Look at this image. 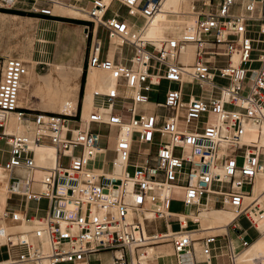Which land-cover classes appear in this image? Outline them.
<instances>
[{
  "label": "built area",
  "instance_id": "1",
  "mask_svg": "<svg viewBox=\"0 0 264 264\" xmlns=\"http://www.w3.org/2000/svg\"><path fill=\"white\" fill-rule=\"evenodd\" d=\"M73 1L90 4L86 70L108 73L113 85L94 92L85 115L77 103L60 113L28 111L18 106L24 63L0 57V141L9 155L0 164L7 174L0 264H88L101 252L112 254V264H211L221 257L236 264L249 246L238 220L259 235L264 220V190L254 193L264 177V145L260 136L243 140L248 125H264V0H192L187 14L165 13L186 21L177 36L157 41L145 28L164 0H116L111 16L112 0ZM38 12L51 16L49 8ZM189 46L187 62L181 55ZM186 84L200 93H186ZM124 88L133 93L120 94ZM11 113L22 133L6 132ZM38 147L54 149L53 165L37 163ZM98 158L110 172L95 167ZM11 197L19 210L9 208ZM41 200L45 214H30L29 204ZM174 202L189 211L171 212ZM216 208L234 215L221 234L200 221ZM10 223L29 229L11 232ZM161 246L171 253L149 254Z\"/></svg>",
  "mask_w": 264,
  "mask_h": 264
},
{
  "label": "crops",
  "instance_id": "2",
  "mask_svg": "<svg viewBox=\"0 0 264 264\" xmlns=\"http://www.w3.org/2000/svg\"><path fill=\"white\" fill-rule=\"evenodd\" d=\"M109 1L110 0H108V2ZM89 7L90 4L86 1L81 3H75L73 0H63V3L60 2L58 3V5L54 4V0H14L10 4V6H3L0 3V9L33 12L36 14L35 17H29V16H21L16 14L0 12V57L4 59L15 58L19 60H21V58L23 57L27 63L26 64L27 70L29 69L30 72L36 71L37 66H43L42 68H45L46 66L50 68L51 66V69L50 70L48 69L49 71L47 74L39 76L38 81L34 82V88L37 91L39 98L36 96H31L28 101H20V97L22 98V91L25 90L22 87L20 88L19 99H18L19 101L18 106L20 108L28 111L60 113V111L58 110L59 102L57 100L51 102L48 99L46 100V98L44 97L47 84L52 79L55 78V73L52 72V65L57 62H62L64 64L71 63V51H70L72 45L71 35L74 33V30L76 29H79V31H81L80 28H82V32H84V34L85 31H84V26L72 25L71 23L69 24L66 22L57 21L54 20L53 18L55 17L68 18V19L73 18V19H79L85 21V18H82L81 15H84V12ZM43 8L51 9V16H45L38 12L40 9ZM68 8H72V10L75 13H77L80 17H70L66 14H63L62 12ZM117 8H119L118 2L116 0H112L110 6V12L107 13V16H111L112 15L111 12L117 10ZM236 11H238V9H236ZM121 16L126 17V15L125 16L121 15ZM127 19L129 21H134L132 18H127ZM174 20L176 27H178L177 20L176 19ZM137 25L141 26L142 20H138ZM174 34H178V33L172 31L165 32V36H172ZM85 47H86V39H85ZM187 51L193 52V47L189 46L186 50L185 55L181 56V59H184L187 62H189L188 59L189 56L187 54ZM82 71L83 68L81 67L76 81L75 89L71 94V99L74 102V104L76 105L77 103L79 107H81L82 104L83 114L85 115L91 109L94 92L105 93L106 91H108V89L111 86H108L106 84V78L107 77H109L108 79L111 78L108 73L103 71L94 70V69H90L89 71H87L85 85L83 89V95H82V99H80L79 89H80V77ZM91 74L94 75V82L92 83L91 86L88 87V78ZM120 94L131 95L132 93L124 88L123 91H120ZM25 96H27V94ZM33 97L38 100V104L36 105L32 104L33 101L31 99ZM22 100L25 99L22 98ZM29 102L31 104L30 106L28 104ZM212 211L213 213H215V211L224 212L226 215L224 217L226 218H227V214H230L229 212L222 211L220 209H213L206 212L204 211L202 213V218L200 219L201 224L202 223L205 225L223 224L222 222L224 217H222L221 221H218L217 219L216 221L214 219L216 217L209 215L210 212ZM232 220L233 218L230 220V222ZM242 220L244 219L238 220L239 226L241 227L242 230H244L245 235L248 236L247 230L243 229L244 227L241 224ZM229 223L225 225L227 226ZM224 226H220L219 228H222ZM207 228L213 229L210 230L211 233L219 232V228L217 227H213V228L207 227ZM224 232L225 231L219 232V234ZM262 236L263 235L261 234V236H259L252 243L260 240ZM159 249H163V251L166 254L171 253L170 250L168 249V246L151 248L148 250V252L150 254H155L159 252ZM110 254L111 253L109 252H101L95 254L94 256H92V258L94 257L96 260L100 261L101 264H112V259L107 260L110 257ZM242 254L243 253H241L239 257ZM213 261H217L216 264H229L226 257L217 258L214 259ZM213 261L211 264H213ZM77 264H85V263H77ZM88 264H90V262Z\"/></svg>",
  "mask_w": 264,
  "mask_h": 264
},
{
  "label": "bare ground",
  "instance_id": "3",
  "mask_svg": "<svg viewBox=\"0 0 264 264\" xmlns=\"http://www.w3.org/2000/svg\"><path fill=\"white\" fill-rule=\"evenodd\" d=\"M192 0H164L161 6V11L160 13L156 14L154 18L152 19L151 23L147 25L145 28V36L146 37H154L156 39H165L167 36H165L166 31H172L179 33L180 27L183 26V23L186 21L185 18L178 17L176 20L178 22V27L175 25V20L170 19V17L165 13H178V14H187L189 13L190 6H191ZM63 14H66L70 17H80L77 13H75L72 8H68L62 12ZM176 18V17H174ZM178 35V34H174ZM173 36V35H172ZM80 37L75 35L74 33L71 35V41L72 45L70 48L71 51V63L73 62L74 59V50L75 46L78 41H80ZM78 47V46H77ZM190 50V49H189ZM76 52V51H75ZM67 53V52H66ZM186 51L181 55H185ZM187 54L189 56V62L191 61L193 52L187 51ZM71 63L64 64L62 62H57L54 63L52 66V72L55 73V78L52 79L46 86V91L44 93V97L46 100L48 99L49 101H54L57 100L59 102V108L58 110L60 112L63 111L64 106L70 105L75 106L74 102L71 99V94L75 89L76 81L78 78V74L81 68V65L77 66H72ZM71 64V65H70ZM24 68H25V75H27V67L24 63ZM23 77V79H24ZM109 77L106 78V84L108 86H112L113 82L111 79H108ZM22 79V81H23ZM94 82V75H90L88 78V87L92 85ZM42 83V82H41ZM129 92L133 93L132 90H129L125 88ZM19 102V101H18ZM9 115V123L6 129L7 133H22L23 129L21 125L18 124L16 121L15 115L13 113L8 114ZM3 117V113L0 112V120ZM247 133L243 137V140L245 142H251V141H256L258 137L260 136V143L264 145V125H262L260 128L248 125L246 127ZM260 133V135H259ZM36 150V161L38 164L42 166H47V165H52L54 163V149L51 147H38L35 149ZM258 183L254 189V193L257 194L261 191L264 190V177L258 178ZM5 182V177L3 174H1V169H0V190L2 189V184ZM3 191V190H2ZM1 192H0V197H1ZM6 200V199H5ZM6 203V202H5ZM6 208V204L0 207V215L2 213V210L4 212ZM206 212V211H205ZM210 216H214L215 220L217 219L218 221L222 220V217L226 216L224 212H216L213 213L210 212ZM231 214H227V218L224 217L223 222L229 220L231 217ZM1 217V216H0ZM216 220V221H217ZM8 226L9 231L14 232V231H23V230H28L29 226L26 225V223L20 225V224H13L10 223ZM4 227V223H0V228ZM258 227L260 228L262 232V237H264V220H262ZM223 231H226V225L224 227ZM1 242V240H0ZM243 253L240 257L239 255ZM241 253L238 255L237 260H239V264H245L248 261H251V264L253 263H258V261L261 264H264V260H262V255L264 254V240L260 239L252 244H250L248 247H246L244 250L241 251ZM236 260V264H237ZM259 263V264H260ZM44 264H47L46 262Z\"/></svg>",
  "mask_w": 264,
  "mask_h": 264
},
{
  "label": "rangeland",
  "instance_id": "4",
  "mask_svg": "<svg viewBox=\"0 0 264 264\" xmlns=\"http://www.w3.org/2000/svg\"><path fill=\"white\" fill-rule=\"evenodd\" d=\"M60 2L63 3V0H54V4H57L58 5V3H60ZM105 2L108 3V0H105ZM120 14L123 15V16H125L126 15L125 10H123V9L120 10ZM81 17L82 18H86L84 15H81ZM170 19H177V18L170 17ZM75 20H79V19H75ZM72 25H74V24H72ZM79 26H85V25H79ZM77 28H80V27H77ZM76 30H74V34L77 35L78 37H80L81 39H80V41L77 42V44L75 46L74 59H73V62H72L73 64L72 63L71 64H72V66L73 65L74 66L81 65V67L83 68V66L85 65V34H84V32H82V28H80L81 31H79V29H76ZM175 36H177V35H175ZM146 38L147 39H150V40H154V41L159 40V39H156L154 37H146ZM103 41L104 42L106 41L105 37H103ZM256 56L257 55H255L254 58ZM21 60L25 63V65L27 64L26 63V60L23 57L21 58ZM258 66H259L258 63L252 64V68H257ZM42 67L43 66H37L36 67V71H34V72H30L29 69L27 70L28 73H27L26 77L22 81V88L25 89L24 91H22V98H24L25 100H22V98L20 97V101H28L31 96H36V97L39 98L38 93H37V91L34 88V82H37L38 79H39L38 78L39 76L47 74L48 71L51 69V66H50V68L47 67V66L45 68H42ZM33 70H34V67H33ZM215 83L217 85H221V86H223V85L226 84L224 81L219 80V79H217L215 81ZM171 87L172 88H175L176 86L175 85H172ZM166 89H167V85L166 84H163L162 87L160 88L161 93L164 94V92L166 91ZM185 92L186 93H194L195 95H198L200 93V90H199V88L197 86H194L192 84H186L185 85ZM26 94H27V96H25ZM80 99H82V98H80ZM31 100L33 101L32 104H34V105L38 104V100L36 98L33 97ZM156 100L159 101V102H161L163 100V96L158 97ZM28 104H29V106L31 105L30 102ZM26 106H28V105H26ZM184 154L186 155V154H188V152L186 151ZM113 156H114L113 153H108L107 156H106V159L107 160H111L113 158ZM8 157H9V155H8V147L6 146V144L4 143V141H0V164L1 165L4 164L7 161ZM67 164H68V159H63L62 165L63 166H67ZM94 165L97 168L104 167V170L106 172H110V170H111V168H110L109 165L108 166H102L101 158H98V161ZM47 166H51V164L50 165H47ZM0 169H1V174H3V176L5 177V180H6L7 179L6 172L1 167H0ZM41 175H42V172L38 171V172H36L35 177L36 178H39ZM4 183L2 184V189L0 190L1 195H2L0 197V207L1 208H2V206H4L6 204L5 203L6 202V200H5L6 199V195H5V192H4ZM20 205L22 206V203H20V200L18 198H16V197H11L10 200L8 201L9 208L15 207L16 210H19L18 208H19ZM29 205H30L29 206L30 207V214H34L35 213V210L38 209V214L39 215H44L45 214V211L47 209V202L45 200H41L40 202H31ZM212 205L214 207L217 206L214 203ZM216 209H220L222 211L229 212L228 210H224V209H221V208H216ZM170 211L171 212H175V213H187L189 210L187 208H185L181 203L174 202L170 206ZM231 215L232 216L229 218V221L227 220V222L226 221L225 222H222L223 224H218V225H216V224H214V225H205V224L202 223V226H204L206 228L207 227H212V228L213 227H217V228H219L220 226H224L225 224L229 223L230 220L232 218H234V215L233 214H231ZM0 216H1L0 217V223H4L3 220H2L3 210H2V213H1ZM241 224L244 227L243 229H246L247 232H248L247 239H248L249 244H251L259 236H261L254 229L250 228L246 221L242 220ZM155 227H157L158 230H163L164 229V224H163V222H158V223L155 224ZM172 228L174 230H176L177 229V226L175 224H172ZM223 229L224 228H219V232H223ZM219 232H213V233H219ZM261 239L264 240V237H262ZM45 249H46V246H45ZM168 249L171 252L170 246H168ZM159 252H164V251H163V249H159ZM5 258H6V254L4 252V248H0V260H3ZM262 258H263L262 260H264V254L262 255ZM110 259H112V254H110V257L107 260H110ZM164 262L169 263L170 260L169 259H165L163 261H160L161 264L164 263ZM216 262L217 261H213V264H216ZM238 262H239V260H237V264H239ZM258 263H260V262L258 261ZM90 264H101V262L98 261V260H96L93 257L92 260L90 261ZM245 264H251V261H248Z\"/></svg>",
  "mask_w": 264,
  "mask_h": 264
},
{
  "label": "trees",
  "instance_id": "5",
  "mask_svg": "<svg viewBox=\"0 0 264 264\" xmlns=\"http://www.w3.org/2000/svg\"><path fill=\"white\" fill-rule=\"evenodd\" d=\"M0 12L9 13V14H16V15H21V16H29V17H35L36 16V14L33 12H23V11L8 10V9H0ZM53 19L57 20V21L71 23L74 25H89V23L82 21V20L60 18V17H55ZM86 74H87L86 65H84L83 71H82V74L80 77V89H79V97L80 98H82V95H83V89H84V85H85Z\"/></svg>",
  "mask_w": 264,
  "mask_h": 264
}]
</instances>
